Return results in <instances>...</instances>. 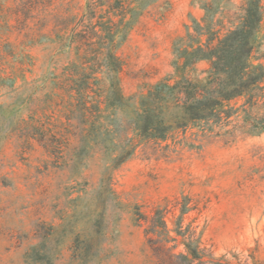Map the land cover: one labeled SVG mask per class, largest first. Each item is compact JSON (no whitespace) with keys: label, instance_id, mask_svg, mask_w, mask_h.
Listing matches in <instances>:
<instances>
[{"label":"rangeland","instance_id":"rangeland-1","mask_svg":"<svg viewBox=\"0 0 264 264\" xmlns=\"http://www.w3.org/2000/svg\"><path fill=\"white\" fill-rule=\"evenodd\" d=\"M245 2L0 0V264H158L144 232L156 212L176 253L185 241L204 264H264V132L225 135L242 113L183 131L170 109L156 145L134 125L150 86L207 76L206 61L173 65L196 24L224 34ZM256 45L254 65L264 18Z\"/></svg>","mask_w":264,"mask_h":264},{"label":"trees","instance_id":"trees-1","mask_svg":"<svg viewBox=\"0 0 264 264\" xmlns=\"http://www.w3.org/2000/svg\"><path fill=\"white\" fill-rule=\"evenodd\" d=\"M242 11L239 24L224 34L223 27L215 29L212 19L203 18V26L196 24V48H176V72L183 73L186 68L206 61L210 65L207 76L196 80L182 77L177 81L165 78L150 86L134 121L140 137L156 145L165 141L173 130L167 120L170 109L177 110L172 116L173 124L183 131L192 124L201 131L212 132L216 127L229 126L231 118L242 113V124L225 131V135L234 138L236 133L250 136L264 132V53L262 62L252 63L259 48L256 39L263 26L264 7L261 0H246ZM181 43L182 40L176 45ZM239 99H243L239 107L232 104ZM132 145L127 152L122 151L117 164L132 154ZM144 232L158 264L205 263L203 254L189 242L183 241L184 252H175L177 239L170 235L160 212L149 219ZM176 234L184 238L181 230H176ZM170 243L173 244L168 246Z\"/></svg>","mask_w":264,"mask_h":264}]
</instances>
